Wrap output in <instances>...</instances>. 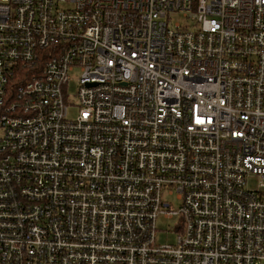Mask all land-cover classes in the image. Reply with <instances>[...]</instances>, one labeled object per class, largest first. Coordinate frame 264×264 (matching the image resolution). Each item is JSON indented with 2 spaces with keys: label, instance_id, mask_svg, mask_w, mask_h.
I'll return each mask as SVG.
<instances>
[{
  "label": "built area",
  "instance_id": "2783aa9c",
  "mask_svg": "<svg viewBox=\"0 0 264 264\" xmlns=\"http://www.w3.org/2000/svg\"><path fill=\"white\" fill-rule=\"evenodd\" d=\"M263 261L264 0H0V264Z\"/></svg>",
  "mask_w": 264,
  "mask_h": 264
},
{
  "label": "rangeland",
  "instance_id": "374dc122",
  "mask_svg": "<svg viewBox=\"0 0 264 264\" xmlns=\"http://www.w3.org/2000/svg\"><path fill=\"white\" fill-rule=\"evenodd\" d=\"M167 21L168 26H172L173 23H188L190 22L189 20H186L181 13L177 11L170 12L168 16L165 18ZM79 75V71L77 69H74L73 72L70 73V81L68 83L67 87V93L69 94V102L70 103H75V97L74 93L76 90V80ZM77 115V109L75 105H72L68 108L67 110V118L68 119H74ZM258 179L254 176L249 177L247 186L249 188H255L257 186ZM170 203L177 208L179 203L177 200H175L174 197H168L167 198ZM179 222V217H174V218H164L160 216L157 221H156V228H157V235H156V243L157 244H171L176 241L177 233L173 231L174 227ZM258 264H264L263 262H260Z\"/></svg>",
  "mask_w": 264,
  "mask_h": 264
}]
</instances>
